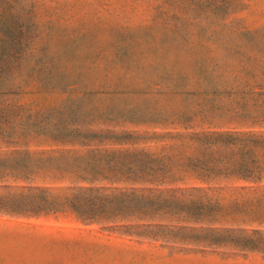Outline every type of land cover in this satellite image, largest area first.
<instances>
[{
	"label": "rangeland",
	"instance_id": "rangeland-1",
	"mask_svg": "<svg viewBox=\"0 0 264 264\" xmlns=\"http://www.w3.org/2000/svg\"><path fill=\"white\" fill-rule=\"evenodd\" d=\"M0 264H264V0H0Z\"/></svg>",
	"mask_w": 264,
	"mask_h": 264
},
{
	"label": "trees",
	"instance_id": "trees-1",
	"mask_svg": "<svg viewBox=\"0 0 264 264\" xmlns=\"http://www.w3.org/2000/svg\"><path fill=\"white\" fill-rule=\"evenodd\" d=\"M88 190H91V189H88ZM73 207H74L76 213H79V212H78L79 210H77L78 208H76V206H73Z\"/></svg>",
	"mask_w": 264,
	"mask_h": 264
}]
</instances>
